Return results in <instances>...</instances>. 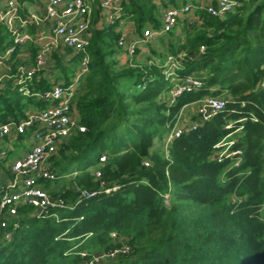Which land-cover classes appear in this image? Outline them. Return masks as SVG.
<instances>
[{
    "label": "trees",
    "instance_id": "16d2710c",
    "mask_svg": "<svg viewBox=\"0 0 264 264\" xmlns=\"http://www.w3.org/2000/svg\"><path fill=\"white\" fill-rule=\"evenodd\" d=\"M238 1L223 17L196 10L197 20H180L158 36L164 52L150 49L146 62H120L118 21L97 24V12L86 46L88 72L74 96L86 129L68 137L50 159L51 180L63 187L62 179L75 173V187L48 191L74 205L56 210L58 219L19 209L24 216L13 237L0 239V264H86L118 243L112 232L126 240L132 256L120 254L114 264H264V0ZM122 10V19L132 20L141 35L147 24L161 25L151 0H125ZM61 50L52 55L58 69L70 49ZM180 53L178 78L197 74L203 85L171 101L173 83L162 64ZM46 79L32 88H48ZM13 90L1 89L0 102L18 120L27 108L19 99L8 101ZM206 96L228 100L205 121L195 113V129L173 137L165 151L183 107ZM229 139L230 150L240 153L220 156L225 147L215 145ZM102 184L118 188L106 193ZM77 187L96 192L76 202Z\"/></svg>",
    "mask_w": 264,
    "mask_h": 264
},
{
    "label": "built area",
    "instance_id": "2783aa9c",
    "mask_svg": "<svg viewBox=\"0 0 264 264\" xmlns=\"http://www.w3.org/2000/svg\"><path fill=\"white\" fill-rule=\"evenodd\" d=\"M123 1L125 0H101L100 11H98L100 19L103 17L106 24L123 21ZM238 5V0H213L209 3L191 1L181 7L168 6L162 13L160 27L158 29L146 28L142 33V38L127 40L123 30L118 29L120 35L117 43L121 55H124L126 59H131L140 42L148 41L149 38L172 30L182 19L192 21L189 14L196 10H203L210 16L223 17L234 11ZM181 13H184L183 17ZM99 20L97 24L101 23ZM42 23L47 24V28L38 30L37 27ZM0 24L4 26L9 35L8 42L2 49L0 48V90L10 84L11 88L18 89L22 94L35 97L45 103L42 108H29L23 118L14 120L8 117L6 121L0 122V143L4 139L11 140L13 137L24 134L28 135L27 139L29 138L31 143L24 149V153L9 160H7L8 153L12 151V148L7 145L8 143H5L4 149L0 151V161L6 159L5 165L10 173L8 177L0 179V239L9 240L24 216L19 213V209L30 208V214L33 216L58 219L56 210L70 208L74 205L68 203L60 194L52 195L41 182L54 179L55 173L52 170L50 159L58 148L66 142L68 137L77 131L84 132L86 129L80 123L77 109L74 106V96L88 72L89 55L86 46L92 26V7L87 0H44L43 16L36 13L24 16L20 14L17 0H7L0 9ZM29 26L36 28L30 32ZM30 46L34 49L33 53H31ZM62 48H68L75 54H80L75 77L68 84L57 80L53 77L54 74L49 72L53 53ZM184 55L185 53H180L177 57L168 55L162 64L165 78L173 83L169 91L171 101L183 92L198 90L203 85L201 77L197 74L190 73L178 78L176 71L181 68ZM43 76L47 78L49 87L32 90L34 82L39 81ZM262 85H264V80ZM32 91H35L34 95ZM227 100L220 96H206L195 102V113L200 116L199 122L207 120L214 113L222 110ZM181 112L166 136L165 151L173 137L195 129L198 124V122L181 123ZM231 144L232 140L229 139L216 144L215 147L224 145L225 148L220 151V156L230 157L239 154L240 150H230ZM105 160L106 155H101L99 162L103 163ZM237 163L236 161L234 164L237 165ZM144 164L148 165L147 161ZM92 172L96 179L101 178L99 168L92 169ZM117 188V185L102 184V190L106 193ZM75 190L78 192L76 202L96 192L78 187ZM164 198L167 201L168 195L166 194ZM110 236L118 243L107 251L91 255L86 264H107L109 260L117 259L120 254L131 252L125 239L118 240L115 232H112Z\"/></svg>",
    "mask_w": 264,
    "mask_h": 264
},
{
    "label": "rangeland",
    "instance_id": "374dc122",
    "mask_svg": "<svg viewBox=\"0 0 264 264\" xmlns=\"http://www.w3.org/2000/svg\"><path fill=\"white\" fill-rule=\"evenodd\" d=\"M191 1L196 3L195 0H185V2H181L180 6H178L176 4V7H181L185 3H190ZM5 2H6V0H0V5L5 3ZM169 6H175V4H169ZM183 16H184V13H181V17H183ZM189 16H191V15L189 14ZM126 25L127 24H126L125 21H121V22L118 23L117 28L120 29V30H124ZM95 27H99V26H95ZM146 28H148V27H145V29ZM179 31H180L179 28H177V29H175L174 32L179 34ZM139 38H142V35H139ZM159 40H161V38L157 39L156 37H152V38H149L148 41L142 42L141 43L142 46L137 49L138 51L136 50L135 55L131 59H126V61L131 62L130 60H132V59H135V60L140 61V62L149 61L150 60V49H152V48L154 50H156L157 52H164V46L160 44ZM148 44L150 45V47H149ZM142 51H143L142 56H138L137 57L138 53H142ZM155 60H156L157 63H162L163 62V60H161V59H160L161 60V62H160V60L158 58L157 59L155 58ZM79 61H80V56L75 55L73 50H68L66 56L64 57V64L62 65V69H58L57 67H54L55 62L52 61L51 62L52 63L51 64V72H52V74H58V78L60 80L64 79L65 82L70 83L71 81H73V79L75 77V71L78 68ZM32 90H36V89L32 88ZM34 92L35 91H32V94ZM167 95H169V92H168ZM7 96L9 97L8 101H11V102L13 101L12 104H14L15 100L19 99L20 106H22L23 108L24 107L27 108L25 110V112L29 108H36V109L38 108L37 102L35 100V97L29 98L28 95L22 94L20 91L18 92V89L13 90V91H8ZM2 105H3V103L0 102V120L2 119V117H5V116H6V118L9 117V115L6 114V112H5L6 110L4 109V107ZM27 137H28V135L24 134V135H20L18 137H13L11 140L4 139L3 141H1V143H0V151L4 149L5 143H8L7 145H9L12 148V151H10L8 153L9 155H8V159L7 160H9L10 158L18 156L19 155V151L18 150L19 149H22V150L26 149L27 143H28V145H31V143L29 142V138L27 139ZM230 138L233 139L234 137L233 138L230 137ZM155 146H161V143L156 141ZM5 164H6V159L1 160L0 161V168L5 169L6 168ZM73 175L74 174H71L70 176L68 175V176H66V177H64L62 179L64 181V186L65 187H67V188H70L72 186L75 187L74 184H73L74 183ZM41 183L47 190L51 189V188H56V190H58V189H60V190L62 189L63 190V187H64V186L61 187L62 186V182H60V181L56 182V181H53V180H43ZM30 211H29V213H30ZM124 255L128 256L127 258L132 259L131 252L127 253V254H124ZM116 261H117L116 259L109 260L107 262V264H114V263H116ZM101 264H103V263H101Z\"/></svg>",
    "mask_w": 264,
    "mask_h": 264
},
{
    "label": "crops",
    "instance_id": "0c3cea01",
    "mask_svg": "<svg viewBox=\"0 0 264 264\" xmlns=\"http://www.w3.org/2000/svg\"><path fill=\"white\" fill-rule=\"evenodd\" d=\"M87 1L90 3V5L92 7V25H93V19L96 18L95 15L97 14L98 11H100L99 5H100L101 0H87ZM151 1L157 7L160 18L162 17V13H163L164 9L167 8L169 6V4H175V6L177 4L178 6H180L181 2H185V0H151ZM197 1L201 2V3H209V2H212L213 0H195V2H197ZM6 2H7V0H6ZM17 2L19 4L20 14H22L24 16L28 15L30 13H36V14H39L42 16L44 15V0H17ZM5 3L0 5V9L3 8ZM196 12L197 11L190 14L193 19L198 18L197 17L198 15ZM191 16H189V17H191ZM192 18H190V19L192 21H195ZM123 21H125L127 24L123 30L126 39L127 40L138 39L139 35H141V34L136 32L134 22L132 20H130L128 17L124 18ZM192 21H190V22H192ZM101 24H105L103 17H101ZM1 26H2V29H0V48L2 49V47H4V45L8 42L9 35L6 32L4 26L3 25H1ZM146 27H151V26L147 24ZM35 28H36L35 26H29L28 29L30 32H33L35 30ZM45 28H47V24H45V23H42L41 25H39V27H37L38 30L39 29H45ZM117 30H118V28H117ZM156 38H158V36ZM141 43L142 42L139 43L140 45L138 44V48L142 46ZM32 49L33 48L30 46L31 53H33ZM58 52H62V50H60ZM142 54H143V51H142V53H138L137 57L142 56ZM119 60L121 63H124V62H126V57L124 55L120 54ZM51 62H52V58H51ZM41 79H44V76ZM59 81L65 82L64 79H61V80L59 79ZM6 88H11L10 84H8V86ZM168 97H169V95H168ZM195 107H196L195 103H193V104L191 103V104H188L187 106L183 107V109L181 110L182 111L181 112V118H180L181 123L191 124L193 122L191 117L195 114V109H196ZM23 117H21V118H23ZM27 146H28V143H27ZM18 151H19V154L24 153V150H22V149H19ZM9 174L10 173H9V170L7 167L5 169L0 168V179L8 177Z\"/></svg>",
    "mask_w": 264,
    "mask_h": 264
},
{
    "label": "bare ground",
    "instance_id": "6f19581e",
    "mask_svg": "<svg viewBox=\"0 0 264 264\" xmlns=\"http://www.w3.org/2000/svg\"><path fill=\"white\" fill-rule=\"evenodd\" d=\"M122 11H123V10H122ZM122 14H123V13H122ZM33 94H34V93H33ZM33 94H32V95H33ZM223 109H224V108H223ZM237 164H238V163H237ZM38 218H39V217H38ZM13 232H14V231H13ZM12 237H13V236H12ZM7 241H8V240H7Z\"/></svg>",
    "mask_w": 264,
    "mask_h": 264
}]
</instances>
